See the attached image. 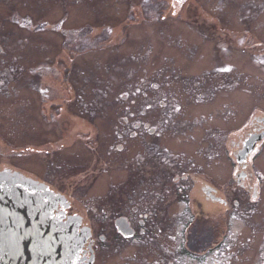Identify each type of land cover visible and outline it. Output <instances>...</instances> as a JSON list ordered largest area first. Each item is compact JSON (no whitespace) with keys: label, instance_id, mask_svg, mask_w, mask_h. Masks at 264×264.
Returning <instances> with one entry per match:
<instances>
[{"label":"rangeland","instance_id":"obj_1","mask_svg":"<svg viewBox=\"0 0 264 264\" xmlns=\"http://www.w3.org/2000/svg\"><path fill=\"white\" fill-rule=\"evenodd\" d=\"M54 1L0 0V46L3 49L0 53V169L7 167L35 180L46 177L44 182L52 181L51 187H56L57 183L61 186L72 183L69 196L72 213L80 214L88 222L94 220L98 225L94 236L101 241H111L108 250H98L96 264H124L126 258L129 264H137L138 246L130 238H122L114 222L106 223L103 218V210L108 211L124 198V204L116 206L119 212L123 211L120 216L131 222L137 237L139 216L135 210L139 203L149 207L154 203L142 195L134 172H115L116 169L107 167L115 163L112 160H118L115 157L121 160V155L109 150L115 145L113 134L122 128L120 119L125 116L121 98H128V106L134 103L128 110L136 115L130 118L132 125L139 121L141 103L158 97L160 102L167 103L164 107L155 105V111L147 110L140 120L160 125L159 139L148 137L147 141L171 153L170 166L178 162L185 164L191 155L199 157V152L204 153V146L201 151L202 129L209 130L208 149L217 143L222 147L220 152L217 149L211 154L214 158L225 153L223 150L227 153L228 114L235 110L233 118L241 128L254 116L264 117V0H186L181 7L173 4L174 0H93L92 4L89 0H79L75 8H67L60 2L57 12L47 7ZM84 1L91 8L84 7ZM72 15L84 21L81 25L84 29L94 21L92 16L96 20L90 39L77 37L79 40H75L81 50H85H80V56L76 57L78 73L71 75L75 76L78 87L75 95L103 97L109 106L100 105L102 109L97 112L109 113L112 120H96L99 126L111 124V127L101 128V140L83 137L88 139L87 143L67 148L57 131L66 127L65 117L50 107L57 97V87L66 89V95L71 96L72 92L63 74L64 68L57 66L60 53L56 46L60 26L69 24L68 18ZM68 24L66 26H70ZM104 36L108 37L102 42L100 39ZM34 49L42 56H34ZM226 66L230 69L225 70ZM220 68H225L224 72ZM197 83L204 87L202 92L211 91L215 99L203 103L190 95V87H196ZM220 83L226 88L213 90ZM231 85L236 89H227ZM138 91L141 95H137ZM217 99H224L225 105ZM177 109L179 112L173 114ZM100 116L95 115L96 119ZM92 127L91 121L84 119L73 126L80 131ZM109 129L112 141L103 143ZM218 129L225 130L224 138ZM130 145L129 160L137 153L140 142ZM110 151L113 156L108 155ZM225 157L223 155L221 160L227 168L230 166ZM54 160L60 161L58 167L52 166ZM251 161L254 169L262 174L256 177L262 185V201L253 206L256 212L250 216L249 205L244 208V216L237 213L235 218L230 213L215 216L217 210L207 212L210 219L215 216L214 221L209 222L217 223L218 230L224 233L219 240L230 243V248L225 246V255L232 256L235 264H238L236 260L260 264L264 254V144L251 156ZM213 165L210 172L214 178L226 180L227 171ZM164 171L154 172L149 182L151 188L145 190L161 195L165 193L163 188L171 190L166 198H171V206L161 202L159 209L167 221L169 217L164 209H169L176 217L174 225V220L170 222L174 240L184 242L188 237L185 226L192 221L186 203L199 199L192 193L188 201L182 200L172 181L165 179ZM125 181L128 190L121 198L118 187ZM146 256L150 258L158 253L148 252Z\"/></svg>","mask_w":264,"mask_h":264},{"label":"flooded vegetation","instance_id":"obj_2","mask_svg":"<svg viewBox=\"0 0 264 264\" xmlns=\"http://www.w3.org/2000/svg\"><path fill=\"white\" fill-rule=\"evenodd\" d=\"M60 2H63V4H65L63 6H66L67 8H75V5L79 2V0H55L52 6L47 5V7H49V10L57 12L56 9L58 8ZM92 3L93 0H89V4ZM83 5L84 7L87 6L91 8L86 1L83 2ZM71 17L68 18V20L71 21L69 24L65 23V25L60 26V35H58V42L56 46L57 51L60 53V58L62 57L61 59L59 58V60H57V66L64 68L63 74L67 79V83L72 86V92L71 96H69L66 95V89H58L57 87L55 92L57 97L54 100L56 104H54V102L50 107L54 111H57L59 115L65 117L67 122L65 125L66 127L58 128L57 131L62 136V140L65 142L64 144L67 148H72L76 145L82 146L81 143H87L85 140L88 139L83 137L91 138L93 136L97 138V140H101V128L103 126L111 127V124L106 123L102 126H99L96 123V120H107L108 122L112 120L109 118L111 116L109 113L97 112V110L102 109L100 105L104 107H106V105L109 106V103L105 102L103 97L81 98L75 95V90L78 89V87H76L77 83L75 82V76L72 77L71 75L78 73L77 63L75 64V62L78 60L76 57L80 56L81 51H83L81 50V46H79L80 43H76V41L79 40L77 37H85L90 39L89 37L91 34V29L93 28V25L96 24V20L95 17L92 16L94 21L90 24L89 28L84 29L81 28V25L84 23V21H80L81 18H73V15ZM67 24L70 26H66ZM78 25H80L79 28L77 27ZM33 36L34 35H32L31 38H33ZM107 37L108 36H104L100 40L104 42L107 40ZM29 41H31V39H29ZM34 50L35 51L32 52V54L34 56L39 55L36 49ZM64 59H66L68 62H61V60ZM225 68H220V71L224 72V69L229 70L230 66H226ZM70 78L72 79L70 80ZM190 88V95H194L193 97H196L197 100H200L203 103H209L215 99V96H211L212 92L210 90V92H202L204 87L200 86L198 83L196 84V87L194 86ZM225 88L226 86L223 83H220L213 90L223 91ZM227 89L233 91L236 88L234 85H231ZM137 95H141V92L138 91ZM110 98L106 97V99ZM121 99L122 103L125 105V116L123 115V117L120 119L122 128L115 130L113 134V141L111 139V135L109 134L112 132L111 129H109L103 140V143H109L110 141L115 142V145L113 144L114 146H110L109 150L111 149L112 151H115L117 153L116 155H121V160H119V156H117L115 158L118 160H112V162L114 161L115 163L113 165H107V167L109 166V170H111V168L116 169L115 172H124V170H126V172L127 170L134 172L136 174L137 186L142 189V195L148 196L154 201V203H152L150 207L144 206V203L138 204V207L135 210L139 216V226L136 237L131 222L127 218L120 216L122 215L123 211L119 212L116 206L117 204H120V206L121 204H124V198L122 197L128 190V187L126 186L127 182H122V184L118 187L119 189L121 188L120 196L122 199L116 202V204L112 208H109L108 211L103 210V218L106 223L112 224L114 222L116 232L120 234V236L125 240H129L130 238L132 242L138 246L140 251L136 256L137 264H235V259H233L232 256L225 255V246L230 248L228 245L230 243L225 244L223 240H219L220 235L218 234L222 233V231L220 229L218 230L217 223L209 221H214L213 217L222 213H230L232 215L231 217H236L237 213H242V216H244L245 214L243 213L246 212L244 209L246 208V205L252 206L256 203L260 204L262 201V185L258 182V179L256 178L258 176H256V173L259 176L262 174L259 172V170L254 169V162L251 161V156L253 157L256 154L258 147L264 144V119L254 116L243 128H241L239 123H235L233 118L235 116V110H233V113L228 114L229 118H227L232 120L231 123L230 120L226 119L228 122V128H226L228 129L227 136L228 138L230 137V139L226 144V139H224L223 142L225 145H227V153L222 149L225 153H221L219 154L220 156L217 155L214 158V155L211 154L216 152L217 149L220 152L222 147L217 143V146L213 144V147L208 149L207 138H209V130L202 129L201 136H203V139L201 143V151L203 152L204 146V153L199 152L197 155L199 157H193L194 155H191L192 157H188L185 164L178 162L176 165L170 166L171 160H169V155H171V153H168L167 150H161L162 146L147 141L148 137H156L157 140L159 139L161 136L159 135L160 125H156L154 123L151 124L149 122L146 123L140 120L144 119L145 115L148 113L147 110L150 112L153 110L155 111L157 110V105L164 107V105L167 103L160 102L159 97L152 101L141 103L143 106L141 108V112H139L138 115L139 121L132 125L130 123V118L134 119L136 115L135 112L128 113V110L133 107L132 105H134V103H131V106H128V98L123 97ZM218 101L221 102L220 104L225 105L224 99H217V102ZM227 108L231 107L227 106ZM177 110L173 112V114H177L179 112V110ZM95 115L101 116L96 119ZM81 119L91 121L93 127L81 131L73 128L74 123L76 121H81ZM191 130L194 129H190L189 131ZM218 131L219 133H222L221 136L224 138L226 135L225 130L222 131L218 129ZM213 135L217 136V134ZM216 140L219 142L218 138H216ZM135 141H139L140 145L136 150L137 153L134 154L133 158L129 160L130 144ZM145 143L148 145H145ZM64 144L62 146H64ZM103 148L104 145L102 149ZM108 155L113 156L111 151L108 153ZM223 155L226 156V161L230 167L226 168L222 165L224 162V160H221ZM49 163L50 162H48V167ZM59 163V160H56V162L54 160L52 162V166L58 167ZM212 165L213 167L216 166L218 169L222 166V171H227L226 180L214 178L210 172L213 169L212 168L210 170ZM162 169L165 170L164 173H167L165 179L167 181H172L171 184L174 185L175 190H178L182 200L184 199L185 201H188L189 195L192 193L199 199L195 202H191L189 200L188 203H186V209L188 213L190 212L192 221L190 224L185 226V228L188 230V237L184 242H177L174 240V230L171 223L174 220L172 224H175L176 217L170 213L169 209H164L167 216L169 217V220L167 221L162 218V211L159 209V204L161 202L164 203V206H171V198L166 200V198L170 196L171 190L163 188L165 191L164 195H161L160 192L148 193L145 190L147 188H151V184L149 182L153 180L154 172L161 173ZM45 179L46 177L43 179L37 178V180L48 185L55 193L70 199L69 196L72 192L70 185L72 183L67 184V186H61L57 183L56 187H51L50 182L52 183V181L44 182ZM158 179L160 180L159 177ZM115 189H117V187ZM135 196L136 195H134V197ZM190 206L192 207V210ZM72 208L73 205L71 206V209L67 210L59 206L58 214L62 215L64 218L71 214L80 216L78 213H72ZM210 210H217V215L215 214V216H212L211 219L207 214V212ZM247 212L254 214L256 211L253 208L248 209ZM119 218L125 220L126 222H120ZM83 223L84 225L80 227V231L84 227H89L91 229L93 239L86 243H82L81 247L78 245V257H76L71 262V264H96V254L98 250L102 248H104V250H108L110 248L109 244L111 241H107V239L105 241H101L99 237L94 236V233L98 230V225L95 224L94 220L92 222H88L84 218ZM106 229L107 228L103 229V231L106 232ZM123 230L131 232V235L123 234ZM213 235L214 239L211 240ZM148 252L151 254L158 253V256L148 258L146 256ZM92 254H94V257L91 256ZM236 261L238 264L242 262L238 260ZM124 264H129L128 258H126ZM241 264L248 263L243 260V263ZM252 264L257 263H254L253 261ZM260 264H264V254L261 257Z\"/></svg>","mask_w":264,"mask_h":264},{"label":"water","instance_id":"obj_3","mask_svg":"<svg viewBox=\"0 0 264 264\" xmlns=\"http://www.w3.org/2000/svg\"><path fill=\"white\" fill-rule=\"evenodd\" d=\"M59 203L65 204L43 185L17 172H0V264H71L78 243L87 240L89 233L77 234V218L66 222L54 218ZM24 235L30 236L23 241L24 257L12 259L9 244ZM33 244L35 259L28 250Z\"/></svg>","mask_w":264,"mask_h":264},{"label":"snow or ice","instance_id":"obj_4","mask_svg":"<svg viewBox=\"0 0 264 264\" xmlns=\"http://www.w3.org/2000/svg\"><path fill=\"white\" fill-rule=\"evenodd\" d=\"M21 219H23V217H21ZM57 219V218H56ZM30 239V236L28 235H24L19 237V239H13L10 244H9V249H10V256L12 257V259H21L24 257V244L23 241ZM36 246L35 244H33V246L29 247V252L33 253V258L35 259L36 256V250H35ZM41 255L45 254V253H40Z\"/></svg>","mask_w":264,"mask_h":264}]
</instances>
